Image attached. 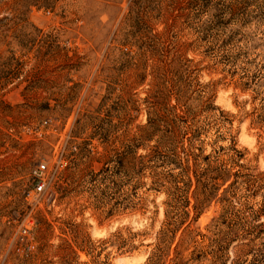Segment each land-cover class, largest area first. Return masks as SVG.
<instances>
[{
  "label": "rangeland",
  "instance_id": "rangeland-1",
  "mask_svg": "<svg viewBox=\"0 0 264 264\" xmlns=\"http://www.w3.org/2000/svg\"><path fill=\"white\" fill-rule=\"evenodd\" d=\"M0 264H264V0H0Z\"/></svg>",
  "mask_w": 264,
  "mask_h": 264
},
{
  "label": "trees",
  "instance_id": "trees-1",
  "mask_svg": "<svg viewBox=\"0 0 264 264\" xmlns=\"http://www.w3.org/2000/svg\"><path fill=\"white\" fill-rule=\"evenodd\" d=\"M208 157H205V159H207ZM192 165H188V167H187V171L189 172L190 170L192 171ZM226 176V175H225ZM218 178H225L224 176L222 177V175H219L218 176ZM191 180H192V177L191 176H189V181L191 182Z\"/></svg>",
  "mask_w": 264,
  "mask_h": 264
}]
</instances>
